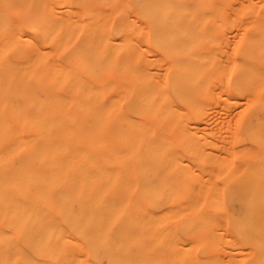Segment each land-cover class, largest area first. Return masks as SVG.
I'll use <instances>...</instances> for the list:
<instances>
[{"label": "bare ground", "instance_id": "obj_1", "mask_svg": "<svg viewBox=\"0 0 264 264\" xmlns=\"http://www.w3.org/2000/svg\"><path fill=\"white\" fill-rule=\"evenodd\" d=\"M0 264H264V0H0Z\"/></svg>", "mask_w": 264, "mask_h": 264}]
</instances>
